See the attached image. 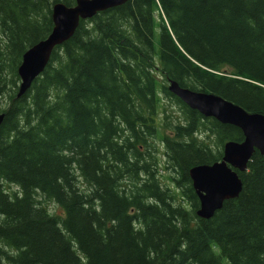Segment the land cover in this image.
Returning <instances> with one entry per match:
<instances>
[{"label":"trees","instance_id":"trees-1","mask_svg":"<svg viewBox=\"0 0 264 264\" xmlns=\"http://www.w3.org/2000/svg\"><path fill=\"white\" fill-rule=\"evenodd\" d=\"M56 2L75 4L0 0V264H264V155L239 172V197L198 217L189 169L244 135L168 90L264 114V0H129L81 20L16 98Z\"/></svg>","mask_w":264,"mask_h":264},{"label":"water","instance_id":"water-1","mask_svg":"<svg viewBox=\"0 0 264 264\" xmlns=\"http://www.w3.org/2000/svg\"><path fill=\"white\" fill-rule=\"evenodd\" d=\"M128 1L75 0L72 6L64 2L54 3L51 32L23 54V60L17 70L21 82L16 98H21L31 89L34 81L45 71L56 47L71 39L81 20H88L99 12L121 6ZM168 90L204 117L238 127L244 135L242 142L228 140L224 143L221 160L189 169L192 187L199 198L196 214L200 218L210 219L222 209L226 201L239 197L243 189L239 172L248 171L254 153L259 151L264 155V114L249 112L213 92L183 87L173 79L169 80ZM4 116L5 114H0V127Z\"/></svg>","mask_w":264,"mask_h":264},{"label":"rangeland","instance_id":"rangeland-1","mask_svg":"<svg viewBox=\"0 0 264 264\" xmlns=\"http://www.w3.org/2000/svg\"><path fill=\"white\" fill-rule=\"evenodd\" d=\"M158 21H160V20H158ZM157 26H158V25H157ZM156 30H157L156 41H157V43H158V38H159L160 28L157 27ZM157 48H158V47H157ZM164 100H165L166 104L172 105L173 108L175 109V111H176V112H179L180 107H179L177 104L172 103L171 101H169V100H167V99H164ZM5 105H6L5 103L1 104L2 107L5 106ZM172 111H173V110H172ZM176 112H173L172 114L175 115V116H178V114H177ZM167 133H169V132H167ZM168 135H170V133H169ZM201 139H202V142H203L205 145H208V147L212 148V150H216L218 147L221 148L220 146H218L219 143L217 142V139H216L215 136H213V135H205V134H204V135L202 136ZM160 150H161V149H160ZM160 152H161V151H160ZM160 156L162 157V156H163V153H161ZM162 160L164 161V157H163ZM166 174H167V171H166V170H163V172H161V176H166ZM166 178H167V177H161V180H162L163 182L167 183V180H165ZM4 183H5V182H4ZM6 187H7L8 189H10V190H17V189H18L16 186H12V185H11V186L6 185ZM36 199H37V201H38V203H39L40 205L46 206V207L49 209V211H50L52 214H54L55 216H57V217H59V218H64V217H65V212H64V210H63L61 207H59L57 204H55V203H53V202H51V201H49V200H46V199L44 198V196H43L41 193H38V194H37ZM225 263H226V264H230V263H228V262H226V261H225ZM225 263H224V264H225Z\"/></svg>","mask_w":264,"mask_h":264},{"label":"bare ground","instance_id":"bare-ground-1","mask_svg":"<svg viewBox=\"0 0 264 264\" xmlns=\"http://www.w3.org/2000/svg\"><path fill=\"white\" fill-rule=\"evenodd\" d=\"M21 60H23V58L21 59ZM19 90V89H18ZM199 112V111H198ZM211 118V117H210ZM238 128V127H237ZM242 142V141H241ZM255 154V153H254ZM213 164V163H212ZM209 165H210V163H209Z\"/></svg>","mask_w":264,"mask_h":264}]
</instances>
